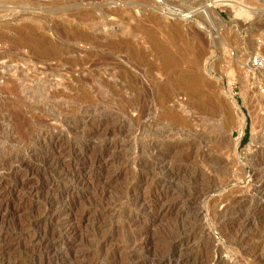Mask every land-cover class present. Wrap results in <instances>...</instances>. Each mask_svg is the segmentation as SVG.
<instances>
[{"label":"rangeland","instance_id":"obj_1","mask_svg":"<svg viewBox=\"0 0 264 264\" xmlns=\"http://www.w3.org/2000/svg\"><path fill=\"white\" fill-rule=\"evenodd\" d=\"M218 1L220 0H0V130L6 116L14 126L17 122L22 125L24 120L30 118H35L32 124H36L38 118L45 128L61 129L55 124L51 112L60 114V108L56 109L58 107L55 105L46 107L50 104L47 97H42L47 94L45 90L42 91L45 88L42 81L44 76H39L37 71L58 68L64 73L65 68L71 66L66 63H75L69 75L81 80V97L75 96L67 100L63 118L73 121L78 117L81 120L77 128L69 126L62 131L69 146L80 148L82 159L71 168V171L81 176V181L67 199L59 195L71 188L72 184L69 177L60 173L64 174L69 168L64 165L60 168L58 166L57 170L53 168L47 172L41 171L42 162L52 154L48 153L42 158L45 152L43 148H39V156L31 155L30 158L26 155L27 165L35 169V174L22 170L13 176L9 166L0 172V230L11 236L9 241L0 242V264H15L16 259L21 264H41L39 257L42 252H31V238L21 243L13 240L15 230L19 231L17 229L21 226L37 222L40 224L35 229L39 234L54 228L62 231L64 239L60 240L63 244L60 256L65 257V261L61 264L149 263L167 248L169 231L171 233L178 227L192 226L195 223H201L205 234H200L199 228L189 246L176 250L181 260H188L190 264H213L210 259L214 256L213 251L207 253L194 249L208 239L213 246L223 249L224 254L221 253V256L225 257L224 264H264V198L258 203L263 214L258 218L257 225L253 224L247 230L248 244L237 245L233 236L232 239L222 237L219 226L223 220L204 222V211L190 210L184 195L182 198L174 195L176 198L169 196L158 199L157 194L164 189L158 187L157 180L163 173L153 167L143 168L147 162L150 166L159 160L161 154L166 156L170 166L177 165L180 148L171 150L165 147L161 153L153 151L156 143L162 141L161 128L174 130L170 134V140L167 139L173 145L180 141H198V135L206 133L215 136L213 141L220 144L221 155L224 156L225 153L224 157L229 158V172L240 176L246 174L241 178L243 181L237 180H241L237 185L249 187L248 185L255 184L254 178H249L251 165L244 154L254 139L250 114L258 116L260 125L264 123V93L261 78L252 71L246 60L257 48V40L264 37V26L255 24L259 20L255 10L262 4V0ZM111 11L115 13L111 14ZM174 25L181 27V40H174ZM23 29L36 30L45 40L43 47L37 49L23 43ZM80 34L81 40H75ZM84 34L92 39L84 40ZM157 43L168 47L170 56L180 58V54L179 63L200 59L198 63H202L204 79L214 85L213 89L219 90V94L227 91L235 99L245 118L238 147L239 113L226 96L220 95L222 107L217 108L215 116H210L203 110L189 106L186 96L180 92L164 95L159 91L157 83L162 82L164 77L162 79L159 74L163 61ZM20 69L24 70L28 78L25 83L22 82L23 85L18 81ZM99 81L106 85L100 86ZM244 81L252 95V107L246 106L243 101V88L246 85ZM33 91H36V101L41 102L40 104L36 101L33 104L34 100L30 99L35 97ZM40 91L45 94L40 95ZM137 91L140 97L132 102ZM75 93L79 94L78 90ZM77 104L81 106L82 112H89L80 114L74 107ZM176 106L178 112L182 109V116L190 124L180 125L166 114ZM20 124L16 129H20ZM184 130L190 133V136L187 134L188 139L177 134V131L184 133ZM214 146L212 149L215 148L217 152V147ZM184 152L187 149L184 148ZM194 160L189 157L188 162L183 164L191 165ZM240 164L245 171H240ZM16 167L17 165L12 166ZM198 168L212 175L204 167L203 170L200 164ZM49 183L52 185L49 186ZM182 183L187 186L185 180L176 185L180 187ZM221 193L216 190L211 195L210 210L219 213L224 211V206L217 202ZM52 195L57 197L59 203L52 208V218L48 216L46 220L43 213L46 212V203ZM8 229L10 232L6 231ZM35 255L37 259L32 261ZM205 255L209 260L203 263L201 258ZM55 257L52 253L48 255L50 259ZM258 257L261 259H257Z\"/></svg>","mask_w":264,"mask_h":264},{"label":"bare ground","instance_id":"obj_2","mask_svg":"<svg viewBox=\"0 0 264 264\" xmlns=\"http://www.w3.org/2000/svg\"><path fill=\"white\" fill-rule=\"evenodd\" d=\"M218 2L219 3L229 2V0H220ZM208 7H211V6H208ZM110 13L112 14L115 12L111 11ZM186 18L187 17H184V19H186ZM180 28L181 27H179L178 25H174L172 27V33H173L174 40H181L183 38L182 33H181L182 30ZM35 31H33V30L29 31V30L23 29L21 31V40L23 41V43L39 49V48L43 47V45L45 44V40L41 36H39V34ZM85 35L86 34H84V36H83L84 40H91L92 39L89 36H87V35L85 36ZM1 36L4 37L3 34ZM81 36H82L81 34L78 35L75 38V40L80 41ZM93 40H94V38H93ZM111 44H113V41H111ZM157 44H159V43H157ZM157 44H156V46L158 48L159 54L161 55L162 61H163V63L161 64V69L159 71V74L162 75V79L164 77V80L162 82L157 83V87H158L159 91L162 92L164 95H166V94L168 95V94H171L173 92H174V94L176 92H180L184 96H186V98L189 102L188 103L189 106L203 110L204 112H206L210 116H215L216 112H217V108L222 107L223 101L220 98V95L226 96L228 99H230V101L233 103V105L235 107H237V110L239 113L240 122L238 124L240 126V138L237 140V144H236V147H238L240 144L242 135H243V127L245 125V118L241 112V109L238 107V104L236 103L235 99L227 91L226 92L224 91V92L219 94V90L216 89V91H215L213 89L214 85H212L211 83L207 82L204 79L205 77L202 76L203 75L202 74L203 68L201 66L202 63H198L200 59H198V61L197 60L193 61V59H192L190 63H179L178 60L181 59L180 54H179L180 58L179 57L176 58L175 55H172V54H171L172 56H170V55H168V50H169L168 47L164 46L163 44H159V46H158ZM67 64H69L71 66L68 69L65 68L64 73H61L62 70H60L58 68H56V69H52V68L47 69L46 68V70L43 69V70L37 71L39 76L40 75L44 76V79L42 81L44 82L45 86H43V87H45V88H43V89L41 88V89H42V91L45 90L44 92H46L47 94H46V96H42V97H47V101L50 104V106H46V107L49 108L52 105H55L56 107H58V108H56L54 106L56 109L60 108V110H59L60 114H58L56 111H51V112L53 113V117L56 121L55 124H58L61 127V129L59 127H57V128H59V130H57L56 128H51V127L45 128V126L42 125L43 123L40 122L41 120L38 121V118H36V120H37L35 122L36 124H32L34 122L33 120H35V118L29 119L26 117L29 120L23 119L24 121H23L22 125L18 122L16 123L17 125L20 124V126H21L20 129L18 130V129H16L17 125L14 126L12 124V122H10L7 119V116H6V117H4V120L2 122V123H4L2 126V130H0L1 131V133H0L1 134V136H0V172L4 171L5 168L9 166L11 168L10 171H11L13 176L18 175L22 170H25L26 172H29V173L31 172V173L35 174L36 173L35 169L30 168L27 165L26 155H28L29 157L31 155H35V157L39 156V153H40L39 148H43V150L45 152H44V155L42 158H45L48 153H52V154L49 156L48 160H44L42 162L43 167H41V171L47 172L49 169H53V168L56 169L58 166L60 168V166L63 167L64 165L68 166V168H69L68 171H66L64 174L58 172V173L62 174V176L69 177L70 182L72 184L71 188H69V186H70L69 185L67 187L69 189L68 190L64 189L65 191L64 192L62 191L63 193L59 195L61 197H65L66 199L68 196L70 197L72 195L73 189L76 188L75 186L79 185V183L81 181V176H79L78 174L73 172V170L71 171V168H73L74 164L79 163L78 162L79 160H82L80 148L78 149V147H77V149H75V147L69 146L70 144H68V140H66V138H65L66 136L63 133V131H64L63 128L65 129V128H68L69 126L77 128L78 125L80 124V120H81V118L78 119V117L77 118L75 117L74 120L72 119L73 121H69L70 118L66 119L67 117L63 118V115H64L63 108L65 109V104H67V102H68L67 100L69 98H73L75 96L81 97V80H79L78 78H75V77H71L69 75L70 70L75 65V63H66V65ZM18 71H20V72H18V75H19L18 81H20V83H22V82L25 83L24 81L26 79H28L25 75L26 73L24 72V70L22 71L21 69ZM111 75L112 74L110 73V76ZM35 78H38V76ZM111 78L112 77H110V79ZM114 79H116V78L114 77ZM15 80L16 79H14V81ZM38 80H36V81H38ZM32 81L35 83L34 79ZM245 81H244V83L246 84ZM116 82H118V81H116ZM23 83H22V85H23ZM39 83H41V82H39ZM98 83L102 87H104L106 85V83H103L101 81H99ZM132 83H133V81H132ZM36 84L38 85V83H36ZM36 84H33V85H36ZM17 85H19V82L17 83ZM39 85L41 86V84H39ZM100 86H97V87H100ZM124 86H125V84H124ZM33 88L34 87H32V89ZM131 88H132V86H131ZM35 89H38V88H35ZM100 89L98 88V90H100ZM243 89H244L243 101H244L246 106L252 107L251 106L252 95L250 93L248 85L246 84L245 88H243ZM77 90H78L79 94L75 93V91H77ZM36 91H38V90H36ZM36 91L35 92L33 91L34 96H35ZM44 92L40 91V95H41V93H44ZM98 92H100V91H98ZM124 92H125V90H124ZM30 93H32V92L30 91ZM109 95H110V93H109ZM26 96H29V94ZM36 96L30 98V99H32V101L34 100V103L32 102L33 104L37 103L36 100H37L38 96L37 97ZM139 97H140V93H138V91H137V94H135V97H134L132 102H136L139 99ZM24 99H25V97H24ZM28 99H29V97H28ZM43 99H45V101H46V98H43ZM25 100H27V99H25ZM35 101H36V103H35ZM40 101H41V99H40ZM42 101H43L42 103H44V100H42ZM30 103H31V100H30ZM40 103H37V104H40ZM140 103H141V101H140ZM45 105H46V102H45ZM46 107H44V108H46ZM74 107L77 108L79 110L78 112L81 114V112H82L81 106H79V104H77ZM177 107L178 106L174 107L173 110L169 111L166 114L168 116L169 115L172 116V118H174V120L176 122H178L180 125L190 124V121L187 118L182 116L183 115L182 109H181V112H178L176 110ZM34 109H36V108H34ZM50 109H52V108H50ZM56 109H52V110H56ZM170 109H171V106H170ZM20 110H18V111H20ZM34 111H36V110H34ZM20 112H22V111H20ZM23 112H24V110H23ZM66 112H68V111H66ZM87 112H89V111L85 110L82 113L86 114ZM71 113H73V112H71ZM187 113H188V111H187ZM249 113H251V112H249ZM21 114H23V113H21ZM31 114H29V115H31ZM5 115H3V116H5ZM19 115L20 114L18 113V116ZM40 115H41V113H40ZM250 115H251V119H252V128H253V132H254V139H253V144L249 147L248 151L245 152L244 157L246 158V160L251 165V169H250L251 173L249 175V178H250V180H251V178H254L253 183H255V184L248 185L249 187H244L245 185H243V186L237 185V182H238L237 180L244 178L246 176V174L243 172L244 176H240V175H233L229 172V170H228L229 163H227V159H229V158L224 157L225 153H223L224 156L221 155V153H220L221 150H220V146H219L220 144L217 143L218 141L217 142L213 141L215 136L212 137V136L207 135L206 133H202V134L198 135L199 136L198 141H196V139L190 140V142L180 141L179 143H177V144L175 143L173 145L167 139L170 138V134L172 135V131H174V130H171V129L167 130L166 128H161L162 130L161 131L159 130V131H160V134H162L161 135L162 141L161 142L157 141L158 143H156L157 145L154 147L153 151H155V153L157 151L159 153H161V151L165 147H168L171 150L172 149L176 150L177 148L178 149L180 148L181 152H180L179 159L176 161L177 165H176V167L170 166L168 164L169 162H167L166 156H164V154H161L159 160L157 159L155 161V159H154L155 162L151 163V165L149 164L150 166L147 165L149 163L147 161H146L147 164L143 165V168L145 167V169H148L149 167L150 168L153 167V169H158L159 171H161L163 173V175H161V177L157 180L158 187H161L164 189L163 192L159 191V194H157L156 197L158 199L168 198L169 196L174 197V195H180V197L182 195H184V197L187 198L186 203H187V206L190 210H192V211L194 210V212L196 210L204 211L203 212V213H205L204 222H205V220H206V222H208V221L209 222L210 221H212V222L216 221L217 222L220 219L223 220L224 222L219 226V228L221 230L220 233H221L222 237H224L225 239H228V238H231L233 236L235 239V244L242 245V246L248 244V242H249L248 238L246 237L247 236L246 235L247 230L250 229L253 224L257 225V222L259 221L258 218L263 214V210L261 209V205L259 207L258 203L264 198V123L262 124V122H261L262 125H260V120L256 114L253 113ZM59 116H60V118H59ZM71 116H72V114H71ZM30 117H32V116H30ZM41 117H40V119H43ZM21 118H22V116H21ZM12 119H13V117L11 118V120ZM258 122H259V124H258ZM213 123H215V122H213ZM204 125H206V124H204ZM160 127H163V126H160ZM204 127H206V126H204ZM204 127H202V128L204 129ZM168 128H169V126H168ZM202 128H201V130H202ZM152 129H154V128H152ZM179 130H180V128H179ZM182 130H181V132H182ZM177 132H178L177 134H179L181 137L186 136L187 139L190 136L189 135L190 133L188 134L185 130L183 131L184 133H181L180 131H177ZM152 134L154 135V133H152ZM174 134H176V133H174ZM184 139H185V137H184ZM182 140H183V138H182ZM151 141H152V139H151ZM152 144H153V141H152ZM158 144H160V145H158ZM212 146L217 147L218 151L216 152L215 148L212 149ZM184 148L187 149V152H184ZM139 149H141V148H139ZM144 152H145V150H144ZM177 152H178V150H177ZM223 152H224V149H223ZM158 154H156V156ZM234 155H236V154L234 153ZM102 157L103 156H101V158ZM189 157L191 159H195L194 163L191 161L193 163V164L191 163V165L183 164L187 161V159ZM236 157H238V154L236 155ZM236 157H235V159H237ZM150 158H152V157H150ZM195 161L197 162V164H195ZM237 161L235 162V164H237ZM238 163H239V161H238ZM199 164L202 166V168L204 167L206 170H208L212 175L211 176L208 175L207 174L208 172L205 173L204 168H203L204 171L200 170V168H198ZM13 165H17V167L12 168ZM241 167L242 168H240V171H241V169L243 171H245L244 166L241 165ZM143 168L141 167V170ZM65 169L67 170V168H65ZM152 170H150V171H152ZM145 171H148V170H145ZM49 174H50V172H49ZM48 177H50V176H48ZM184 180L187 183V186L183 185L184 183L180 184L181 185L180 187L178 185H176L177 183L179 184V182H183ZM255 180H257V181L255 182ZM240 181L238 183H240ZM56 183H58V181ZM63 184H65V183H63ZM241 184H244V183L241 182ZM50 185H52V183H49V186ZM216 190H220L222 192L219 195V198L217 199V202H219L220 204H222V206H224V211L220 212V213L215 211V210H212V209L210 210L211 195ZM54 191H55V189H54ZM51 193H54V192H51ZM54 195H52L49 198V200L46 203V208L44 209L46 212H44L43 214H44V219H46V220L48 219V216L50 218H52V215H51L52 211H53L52 208L56 207L59 203L58 199H56L57 197L55 198ZM174 198H176V197H174ZM53 220H54V218H53ZM38 223L39 222H37L36 224L29 223V224H26L24 226H21L20 229H17L19 231L15 230V234L13 235V240L17 241V243H21L23 240L31 238V240H33V243L31 245V252H35V253H38V251L42 252L41 253L42 256L39 257V259L41 260V262H40L41 264H61L63 262V260L65 261V257L63 258L60 256V254H61L60 250L63 246V244L61 243L60 240L64 239V238H62V234H63L62 231L54 228V229H49L47 232L39 234V233H37V231L35 229L37 227ZM200 224L195 223L192 226L189 225V226H181L178 228L176 227L177 229L173 230V231L171 230L172 231L171 233L169 231L168 233L170 234V237L168 239L169 241H167L169 243H168L166 249L163 248V250L165 249V251L164 252L162 251L163 253H161V255L157 259L152 260L149 263H145V264H175L176 262H178V264H190L188 262V260H181L178 253H176V252H178L176 250L181 249L183 247L185 248V247L189 246L190 243H192V240H194L193 238L195 236L194 234H196L195 231H197L199 228H201ZM209 224H211V223H209ZM183 225H185V224L183 223ZM207 226H208V223H207ZM200 230H201L199 232L200 234H202V235L205 234L203 232L204 230L202 231V228ZM6 231L10 232L9 229ZM165 233H167V232H165ZM166 236H167V234L165 235V237ZM10 238H11L10 234L2 233V231L0 230V242H4L6 240L9 241L8 239H10ZM201 238L203 239V237H201ZM164 240H165V238H164ZM164 247H166V246L164 245ZM194 249H197V250L200 249L201 251H204L207 253H210L211 251H213L214 256L212 258H210V259H212L213 264H224L223 259L225 257L223 258V256H221L223 249H220V248L213 246V244L211 242H209L208 239H207V241L203 240L201 242V244L197 245ZM187 250H189V249H187ZM51 253L56 255V257L54 259L48 258V255ZM223 254L224 253H222V255ZM43 255H45V256H43ZM207 258H206V255L203 258H201L202 262L203 263L207 262L209 260ZM36 259H37V256L35 258L32 257L31 260L35 261ZM257 259L260 260L261 257H258ZM227 260H228V258H227ZM225 262H226V260H225ZM261 262H259V263H261ZM14 263L15 264H21V261L19 259L18 260L16 259V261ZM195 263H197V262H195ZM195 263L193 262V264H195Z\"/></svg>","mask_w":264,"mask_h":264},{"label":"built area","instance_id":"obj_3","mask_svg":"<svg viewBox=\"0 0 264 264\" xmlns=\"http://www.w3.org/2000/svg\"><path fill=\"white\" fill-rule=\"evenodd\" d=\"M257 15H259V20L255 23L257 25L264 26V0H262V4L255 10ZM264 36V35H263ZM257 48L253 53H250L247 57L246 63H249V67L255 72L260 78L263 86L264 93V37H260L257 40Z\"/></svg>","mask_w":264,"mask_h":264},{"label":"trees","instance_id":"obj_4","mask_svg":"<svg viewBox=\"0 0 264 264\" xmlns=\"http://www.w3.org/2000/svg\"><path fill=\"white\" fill-rule=\"evenodd\" d=\"M247 136H248V129H247ZM246 140H244V142H245Z\"/></svg>","mask_w":264,"mask_h":264}]
</instances>
